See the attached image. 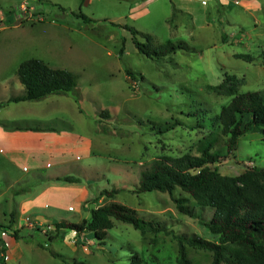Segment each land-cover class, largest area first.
I'll return each instance as SVG.
<instances>
[{
    "label": "rangeland",
    "instance_id": "1",
    "mask_svg": "<svg viewBox=\"0 0 264 264\" xmlns=\"http://www.w3.org/2000/svg\"><path fill=\"white\" fill-rule=\"evenodd\" d=\"M80 14L93 22L85 23ZM126 27L151 36L152 47L171 42L189 50L146 57ZM137 39L147 44L141 35ZM31 59L75 74V93L9 103L22 95L17 71ZM227 76L242 81L240 94L264 98V0H0L1 125L68 133L78 147L89 148L62 157L24 155L5 153L0 142L6 264H131L134 255L143 264H179L172 235L143 233L129 224L115 222L103 246L92 232L56 233V223H80L111 203L136 210L140 219L165 225L174 235L216 242L204 224L214 211L200 209L181 189L173 195L135 191L156 160L198 156L199 143L221 131V110L233 97L216 88ZM252 167L264 168V140L256 127L227 160L212 166L228 177ZM52 175L78 179L90 192L87 209L63 190L67 182L47 184ZM112 190L118 191L114 198L101 197ZM48 192L63 199V208L22 214V202ZM175 199L197 215L181 214ZM187 258L191 264L213 263L212 253L188 246Z\"/></svg>",
    "mask_w": 264,
    "mask_h": 264
},
{
    "label": "trees",
    "instance_id": "2",
    "mask_svg": "<svg viewBox=\"0 0 264 264\" xmlns=\"http://www.w3.org/2000/svg\"><path fill=\"white\" fill-rule=\"evenodd\" d=\"M79 18L85 23L93 22L82 14ZM126 29L132 34L138 52L146 57L162 58L177 50H189L183 43L175 45L171 42L152 47L151 36L140 34L129 27ZM139 35L147 44L138 41ZM17 76L24 92L12 98L9 103L37 102L53 95H69L75 93L78 85L75 74L53 68L38 59L21 63ZM241 83L235 76H227L216 88L233 99L221 110L218 119L221 131L206 136L199 143V155L187 154L156 160L142 173L139 187L135 191L137 194L157 191L173 195L177 189H181L200 209L209 208L214 211L212 219L204 224L217 237L216 242L201 237L174 235L165 225L142 220L136 210L116 203L93 209L91 217L80 223H56V233L64 232L67 235L72 232L79 236L92 232L100 242L99 245L103 246L115 222H121L143 233L149 231L155 236L160 233L172 235L179 244V264H191L187 258V246L212 253V264H264V168L252 167L237 177L223 176L218 169L212 168L236 151L239 139L247 135L251 127L261 130L264 140V98L259 93L240 94L237 86ZM3 106L1 104L0 108ZM246 117H250L248 122H244ZM58 180L79 183L74 177ZM117 194L116 190L105 191L101 197L112 199ZM174 201L181 214L190 217L197 215L192 209L185 207L182 201ZM131 264H143L142 258L139 255L132 256Z\"/></svg>",
    "mask_w": 264,
    "mask_h": 264
},
{
    "label": "crops",
    "instance_id": "3",
    "mask_svg": "<svg viewBox=\"0 0 264 264\" xmlns=\"http://www.w3.org/2000/svg\"><path fill=\"white\" fill-rule=\"evenodd\" d=\"M20 103H27V102H20ZM0 142L6 149V150L4 149L5 151L3 150L5 153L21 152L24 155L26 154V152H33L37 154L50 155V156L54 154L61 155L60 157H62L65 156L66 153L70 154L82 150L89 151V148L78 147L77 142L74 141L72 135L68 133L60 134L59 132L54 130L53 131L43 130V131L33 132V131H26V129H24V130L11 131L1 126ZM62 159L63 160L61 162L64 164L66 160H64V158ZM65 177L66 176L52 175V176H48L45 179L49 180L48 182H46L47 184H53V183L62 182L59 181L58 179ZM79 183H68L69 185L65 186L63 190L65 192L75 194V199H76L75 201L79 205V207L83 209H87L88 205L86 204L90 200V192L87 188L82 187V185ZM57 189L59 190V188ZM51 194L52 192H48L47 194H45L47 196L43 195L44 197L42 196L37 200L22 202V204L20 205V211L22 212V214L29 212L31 208L38 210H45L52 208L55 211H59L61 208H63L62 207L63 199L54 195L50 197ZM66 210L73 211V208L68 207V209L66 208ZM1 233H2V229H0V236ZM15 243H16V239L12 238L11 246L15 245Z\"/></svg>",
    "mask_w": 264,
    "mask_h": 264
},
{
    "label": "built area",
    "instance_id": "4",
    "mask_svg": "<svg viewBox=\"0 0 264 264\" xmlns=\"http://www.w3.org/2000/svg\"><path fill=\"white\" fill-rule=\"evenodd\" d=\"M6 233H1L0 236V263L6 264L10 261V254L8 251V243L6 242Z\"/></svg>",
    "mask_w": 264,
    "mask_h": 264
}]
</instances>
